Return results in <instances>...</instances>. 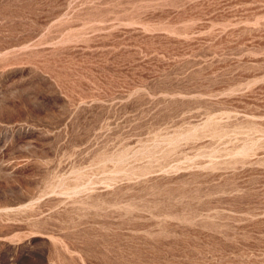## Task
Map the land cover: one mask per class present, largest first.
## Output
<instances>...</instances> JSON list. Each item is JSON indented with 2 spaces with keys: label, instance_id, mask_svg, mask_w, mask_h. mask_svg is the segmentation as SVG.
I'll return each mask as SVG.
<instances>
[{
  "label": "rangeland",
  "instance_id": "obj_1",
  "mask_svg": "<svg viewBox=\"0 0 264 264\" xmlns=\"http://www.w3.org/2000/svg\"><path fill=\"white\" fill-rule=\"evenodd\" d=\"M0 264H264V0H0Z\"/></svg>",
  "mask_w": 264,
  "mask_h": 264
}]
</instances>
